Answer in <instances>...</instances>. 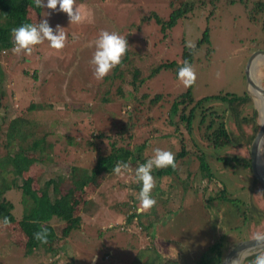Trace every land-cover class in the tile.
<instances>
[{
    "label": "rangeland",
    "instance_id": "374dc122",
    "mask_svg": "<svg viewBox=\"0 0 264 264\" xmlns=\"http://www.w3.org/2000/svg\"><path fill=\"white\" fill-rule=\"evenodd\" d=\"M258 1L264 0H76V6L83 13L92 14L90 21L86 19L78 24H69L63 12L40 8L37 18L34 9L29 11L32 24L47 19L53 29L57 25L64 28L67 41L61 50L50 49L45 41L34 46L31 55L14 54L13 51L7 56L1 53V82L6 91L1 103L9 105L10 110L13 107V112H6L5 122H0V160L5 152L4 134L8 124L16 116H22L15 126L19 129L18 136L8 151L13 153L20 146L28 148L38 142L41 150L32 152V158L39 160L47 155L54 161L47 162L44 158L33 163L24 176L31 172L34 178H43V170L50 167V171L45 172L48 177L55 175L65 180L72 165L81 171L88 170L98 155L88 149L85 142H96L98 131L114 136L121 116L136 113L135 107L137 113H141V120L130 145L147 140V129L158 130L149 135L156 139L139 160L145 158L144 155L150 158L155 148L176 154L179 139L183 138L189 146L192 136L200 142L198 147L204 154L179 162L178 175L157 177L152 174L155 178L152 197L156 204L143 213L137 212L138 192L130 185L131 181L134 183V168L124 175L100 173L95 185L92 184L84 195L85 199L98 195L95 201L100 210L96 215L87 216L82 228L72 233L73 238L67 242L71 251L67 253L62 248L64 240L60 238L49 247L51 253L39 250L25 256L22 248L25 236L19 226L9 224L5 228L0 224V264H66L69 256L78 264H131L139 251L150 246L159 250L163 264H197L203 252L217 241H221L225 254L233 243L250 238L254 232H264L263 187L253 180L248 169L221 160L246 159L249 138L254 136L259 124L260 108L256 98L260 93L250 87L246 77L247 73L254 83L264 87V14L250 18ZM182 3L192 4L193 9L164 34L156 17L167 21ZM45 13L49 15L44 16ZM102 30L126 37L128 50L137 54L135 64L144 77L161 63L182 64L184 50L189 49L186 42H194L191 65L196 80L191 87V98L197 102L224 94L239 97L247 94L248 101L238 113L239 118H247V122L237 123L228 113L226 125L232 141L223 148H213L200 141L197 121L192 126L191 136L181 126L178 133L184 135L159 138L170 131L166 118L171 101L187 88L172 70L160 71L137 93L118 80L112 84L105 79L96 80L93 66L89 64L95 49L89 44ZM206 32L207 41L199 44ZM34 70H38L37 78L24 74V71L34 73ZM110 73L112 70L107 75ZM124 80H129L128 74L124 75ZM121 84L125 100L115 94ZM143 93L150 97L163 94L165 99L157 108L148 109L147 101H140ZM104 98L110 101L103 103ZM31 102L34 108L27 111ZM212 103L216 114L226 108L219 102ZM65 135L75 139L73 146L66 147ZM106 146V140L102 141L99 149L103 154L107 152ZM192 148L188 147L194 151ZM260 160L264 165V146L260 150ZM11 174L12 171L7 173L8 179ZM97 188L99 194H96ZM223 193L226 198L217 200ZM20 195L16 190L5 195L14 204V223L22 219L24 211ZM124 211L137 213L138 217L126 225Z\"/></svg>",
    "mask_w": 264,
    "mask_h": 264
},
{
    "label": "trees",
    "instance_id": "16d2710c",
    "mask_svg": "<svg viewBox=\"0 0 264 264\" xmlns=\"http://www.w3.org/2000/svg\"><path fill=\"white\" fill-rule=\"evenodd\" d=\"M257 3H255L254 8L251 11L250 18L252 19L255 14H264V1H258ZM31 9L35 10L38 14V18L40 15V8L35 6L33 0H0V55L1 53H5L4 55L7 56V54L12 52L13 37L11 35V30L13 28L19 27L23 24H32L29 19V11ZM192 9V4L182 3L178 9L171 12L168 20L165 22H162L155 15L156 22L161 26V31L165 34L166 31L171 30L177 24L178 20L185 17L187 12ZM262 21V30L264 32V18ZM205 41H207V32L204 33L199 44ZM193 53V48L185 49L182 56V64H177L176 62L161 63L150 69L149 74L144 77L142 76L141 68L135 64V56H137V54H133L127 50L126 54L122 57V62L112 69V73H110L109 76L107 75L103 79L110 81L111 84L117 80L122 84L127 83L128 86L132 88L133 93H137L147 80H150L162 70H172L177 76L178 69L183 66L184 61H188L192 64ZM18 58L22 59L23 62L26 61V58L24 57ZM37 72L35 70L34 73L24 71V74L37 78L35 76ZM126 74H128L129 78L127 81L124 80V75ZM2 77L3 74L0 70V122L4 123V117L6 116L5 113H12L13 107L10 110L9 105L5 106L1 103V98L6 92L4 85L1 82ZM122 84L116 88L115 94L116 97L125 100ZM191 87L192 86L187 87L185 92L178 94L171 101L168 109L169 115L166 118L170 125V131L167 135L163 134V136H159V138L169 137V139H171L174 134H183L180 132L178 133V129L181 126L184 127L186 133L191 136L193 131L192 126L197 121L196 127L200 132V141L213 148H223L227 146L232 141V134L226 125L228 113L235 118L237 123L247 122V118H239L238 113L247 103L248 95L244 94L239 97L230 94H219L220 96L204 98L195 102L191 98ZM140 99V101H147L146 104L149 109L153 107L157 108L165 99V96L163 94H154L150 97L148 93H143ZM109 101V98H104L102 102L108 103ZM212 102H219L220 105L226 106L225 110L220 114H216L217 112L214 111L215 107ZM33 106L34 103L31 102L26 110L30 111L34 108ZM135 109L136 113H125L121 116L120 127L116 129L114 136L98 131L95 133L97 139L96 142H94V140H87V142H85L87 143V148L98 153V155L94 159L91 168L88 170L81 171L72 165L70 175L67 176L65 180L60 176L55 175L53 177H48V174L45 172L46 170L50 171V167L43 170V178H34L31 175V172L27 177L24 176L26 172L30 171V167L33 163L42 161L44 158L47 162L54 163V161H51L50 157L47 155L39 158V160L32 158V152H40L41 150L38 142L33 143L28 148L20 146L17 151H14L13 153L9 152L8 148L10 147L11 142L16 139V135L18 136L19 133V129L16 130L15 126L22 120V116H16L9 122L8 130L4 134L6 137L5 152L0 160V224H2L4 217H7L10 224H17V226H19V229L25 236L24 247H22L24 248L25 256L31 255L39 250L51 253L49 247L53 246L55 241L60 238L64 240L62 248L66 250L65 253L71 251L67 242L73 238L72 233L74 231H79L82 228L84 223L83 220L88 218L87 216L96 215V213L99 212L98 210H100V206H98L99 203H96L95 201L98 199V195H93L88 199H85L84 197L87 189L91 187L92 184L95 185L96 179L100 173H108L109 176L113 175V168L118 161L128 162L130 169H135L139 163H143L146 158L149 159L146 155H144L145 158H141L140 160L139 157L141 154H145V149L149 148L153 140L156 139L155 136L150 138L149 135L157 133L158 130H156L157 128L147 129L145 136L147 140L141 144L133 145L134 148L130 149V147H133L130 143L132 142L136 129L138 128V123L140 124L139 121L141 120V113H137L139 112L137 107H135ZM255 116L256 115L254 114L253 119H255ZM255 129L256 128L253 125L252 132H254ZM0 133H2L1 128ZM251 139L252 136L249 140L251 141ZM104 140H106L107 152L103 154V152H100L101 149H99V147H101L102 141ZM179 140L180 146L175 154V168L167 167L163 169H154L152 173L154 176L161 177L167 175L170 177L172 174L178 175L176 169L179 162L183 163V160L187 158L189 159L191 156L198 157L199 155L204 154L203 150L198 147L200 142L193 136L190 140L191 145L189 146H192L194 151L188 149L189 146L185 144L183 138H180ZM65 141L66 147L73 146L75 139L65 135ZM221 160L225 164L235 163L238 166L248 169L246 159L222 158ZM9 171H12L11 179L7 178V173ZM132 180L134 181V179ZM210 181L211 180H209V183ZM4 184L7 185L3 186ZM135 184V182L132 183L131 181L130 185L135 186L137 192H139L140 185ZM11 190L20 192V203L24 207L22 219L18 223H14L16 220L12 214L14 204L5 197L8 191ZM98 191L99 188H97L96 194ZM225 198V194L223 193L221 197H217V200ZM130 200L133 201L132 198ZM123 213L127 215L126 225L130 224L132 220H135L138 217L137 213L127 214L126 211ZM42 229H47V243H41L34 238V233L39 232ZM64 245H67V247ZM223 255L224 251L222 250L221 241H217L203 252L197 264H221ZM76 263L77 261L73 256H69L68 261L66 262V264ZM131 264L163 263L159 250L156 247L150 246L139 251Z\"/></svg>",
    "mask_w": 264,
    "mask_h": 264
},
{
    "label": "clouds",
    "instance_id": "9594fccd",
    "mask_svg": "<svg viewBox=\"0 0 264 264\" xmlns=\"http://www.w3.org/2000/svg\"><path fill=\"white\" fill-rule=\"evenodd\" d=\"M38 8H47L53 11L63 12L67 15L69 24H78L84 20H91V13H83L76 6V0H34ZM45 13L44 16H48ZM13 37L14 54L31 55L36 45L44 44L50 49L61 50L65 47L67 33L64 28L57 25L55 29L51 27L47 19H41L36 24H23L11 30ZM94 46L89 64L93 66V76L96 80H102L113 68L122 62V57L128 50L126 37L116 32L102 30L98 37L90 42L89 47ZM186 47L192 49L194 42H186ZM219 75V73H217ZM177 78L185 86H192L196 80V73L188 61H184L183 66L178 69ZM175 154L171 151L160 148L153 149V155L144 163H139L135 168L134 182L140 185V190L136 194V200L139 202L137 212L149 211L155 206L156 200L152 197V190L155 187V178L152 175L153 169H163L167 167L175 168ZM131 171L130 165L125 161H118L113 168L116 175H124ZM10 221L4 217L3 227H7ZM47 229H42L34 233V238L41 243H47ZM234 254L228 258L227 264H264V232L257 231L252 234L248 241V246L244 248H235ZM93 262L95 257L92 258Z\"/></svg>",
    "mask_w": 264,
    "mask_h": 264
},
{
    "label": "water",
    "instance_id": "95a60500",
    "mask_svg": "<svg viewBox=\"0 0 264 264\" xmlns=\"http://www.w3.org/2000/svg\"><path fill=\"white\" fill-rule=\"evenodd\" d=\"M258 53V52H257ZM256 53V54H257ZM264 54V52H262ZM255 54L251 57L248 67L250 66V63L252 59L254 58ZM247 67V69H248ZM247 81L251 88L257 90L261 94V96L264 99V87H261L260 85L254 83L247 75ZM259 124L256 129V132L254 136H252V139L248 146V154H247V164H248V170L250 174L252 175L253 180L257 181L264 189V167L262 168L260 165V150L262 146H264V107H263V113L259 114ZM264 166V165H263ZM250 238H246L243 240H240L238 242L233 243L224 254L221 264H227V260L229 257H231L234 254L235 248H244L248 246V241Z\"/></svg>",
    "mask_w": 264,
    "mask_h": 264
},
{
    "label": "bare ground",
    "instance_id": "6f19581e",
    "mask_svg": "<svg viewBox=\"0 0 264 264\" xmlns=\"http://www.w3.org/2000/svg\"><path fill=\"white\" fill-rule=\"evenodd\" d=\"M256 103L258 104L260 110H259V114H262L263 113V107H264V99L263 97L261 96V94H259V96H257L256 98ZM260 165L261 167L263 168L264 166L262 165L261 163V160H260Z\"/></svg>",
    "mask_w": 264,
    "mask_h": 264
}]
</instances>
